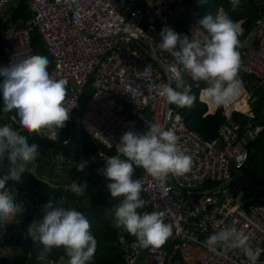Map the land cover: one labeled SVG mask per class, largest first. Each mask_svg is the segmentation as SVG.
<instances>
[{
    "label": "built area",
    "instance_id": "1",
    "mask_svg": "<svg viewBox=\"0 0 264 264\" xmlns=\"http://www.w3.org/2000/svg\"><path fill=\"white\" fill-rule=\"evenodd\" d=\"M25 1L34 15L30 26L20 27L14 17L0 21V27L7 24L0 45L8 59L0 67L35 55L31 34L40 32L53 58L50 75L67 80L64 107L69 114L56 140L46 132L39 134L43 139L65 148L66 132L77 115L75 130L106 152L99 154L104 163L100 177L106 181L102 173L108 154H117L116 144L126 131H146L147 123L172 130L179 149L192 159L188 173L170 175L163 185L144 170L137 178L147 198L146 212L163 213L164 222L173 226L165 242L177 244L181 259L173 261L174 254L162 246L141 247L132 237L123 241L122 264H250L238 249L212 251L204 244L214 232L233 225L249 237L256 264H264V205H253L254 188L233 175L244 168L249 155L246 141L232 124L234 113L254 118L244 94L240 90L221 105L227 121L214 139L187 128L180 107L159 95L163 84L176 87L167 69L172 56L155 48L162 28L201 40L207 36L184 16L182 0ZM9 2L0 0V17ZM179 23L184 24L182 30H177ZM258 28L257 46L239 51L238 78H252L264 87V18ZM184 76L191 78L187 72ZM63 160L59 152L57 162Z\"/></svg>",
    "mask_w": 264,
    "mask_h": 264
},
{
    "label": "clouds",
    "instance_id": "2",
    "mask_svg": "<svg viewBox=\"0 0 264 264\" xmlns=\"http://www.w3.org/2000/svg\"><path fill=\"white\" fill-rule=\"evenodd\" d=\"M203 2V0H201ZM232 10L239 8L240 0H230ZM198 24L207 36L201 40L176 33L164 27L159 33L160 42L156 50L169 53L173 62L167 65L171 83L160 86L159 95L169 105L191 107L195 97L185 87L182 73L191 75L194 82H204L205 95L217 105L229 103L243 88L238 78L241 67V47L239 36L243 29L227 14L206 15ZM50 61L46 56L32 55L18 63L0 67V97L3 99L2 113L10 122L0 125V224H8L20 213L21 206L15 202L16 191L6 188V184L18 183L21 174L28 170L40 154L37 143H29V135L48 133V138L56 140L58 132L65 127L69 114L64 107L67 94V80L53 78L49 71ZM179 66H182L179 67ZM183 89V90H180ZM116 155L106 157L102 175L108 181L107 189L112 198H121L114 211V226L135 237L144 248L162 246L172 235L171 224L163 220V213L144 212L141 198L142 181L133 179L134 166L143 168L161 185L168 177L182 176L192 168V159L178 147V138L172 130L159 124L147 123V130L126 131L116 144ZM89 161L77 163V171L83 172ZM70 191L76 196H84L86 182L73 181ZM33 243L43 245L44 253L53 248H63L68 257L67 264H90L97 240L92 234L88 218L75 208H61L52 201L44 206L41 223H33L27 230ZM249 237L238 231L235 225L214 232L204 242L210 250L238 249L248 257L250 264H256L257 256L248 245Z\"/></svg>",
    "mask_w": 264,
    "mask_h": 264
},
{
    "label": "trees",
    "instance_id": "3",
    "mask_svg": "<svg viewBox=\"0 0 264 264\" xmlns=\"http://www.w3.org/2000/svg\"><path fill=\"white\" fill-rule=\"evenodd\" d=\"M180 4L181 7L185 8L184 16L196 24H198L199 19L209 14L213 17L227 14L234 22L241 24L243 29L239 36L241 44L259 27L264 18V0H240L239 8L235 11L232 10L230 0H203V2L201 0H182ZM32 20L31 7L24 1L15 10L14 21L20 23V27H28ZM6 28L7 24L0 27V39ZM183 28L184 24L179 23L177 30ZM203 31L205 32V30ZM31 46L35 55L46 56L49 59L48 71L50 73L54 67L53 58L45 48L43 37L38 30L32 31ZM237 50L240 51V48ZM7 63L8 59L0 45V64ZM239 79L242 82L245 79V82L253 84L252 78L241 77ZM3 81L4 77L0 76V84ZM183 81L189 90V94L195 97L191 107L180 108V113L186 120L187 128L200 132L207 139H214L217 137L220 127L227 121L223 109L217 110L214 115L209 114V106L201 101L202 91L207 85L204 82H194L192 78L187 76L183 77ZM251 105L254 118L250 119L247 116L234 113L232 124L237 127L240 138H244L250 132L255 133L259 127H262V130L255 136L254 141L247 144L249 155L244 168L234 171V174L236 177L249 179L257 186V189H254L252 204L261 206L264 205V89L262 87H256V90L253 91ZM2 108L3 99L0 97V110ZM9 122L0 111V125ZM76 123L77 115L74 116L70 128H75ZM13 127L15 130L21 131L22 135L28 136L29 143L34 142L39 145L40 154L38 157L45 159V164H41L40 160L36 159L28 165V170L21 174L20 182L6 184V188L15 189L17 204L21 206L22 210L8 224L3 225L2 232H0V252L9 249L19 250L22 247V242H27L28 247L24 248L22 254L0 259V264H67L68 257L63 248H53L50 252L44 253L43 245L33 243L27 234L28 228L34 222L41 223L43 221L44 206L49 203V200L56 207L75 208L90 221L92 234L97 240L96 252L90 264H122L121 238L131 239L132 236L123 229L114 226V211L122 197L112 198L107 189V183L100 180L98 171L101 162L97 161L96 165H92L81 179L80 182H86L88 185L84 196H76L64 186L53 187L51 183L40 179V176L48 174L49 178L60 177L56 171L59 162L56 163L51 160V156H46V152L57 145L43 139L39 134L29 135L22 131L19 126L14 125ZM70 128L67 130L66 136L71 131ZM84 138H86L84 142L88 143L86 151L96 159L99 158V154L106 153L88 136L84 135ZM108 155L113 156L114 154ZM142 172L143 168L134 166L133 179L139 178ZM2 175L3 173L0 172V176ZM140 195L146 205L145 194L141 191ZM145 211V206L137 210L140 214Z\"/></svg>",
    "mask_w": 264,
    "mask_h": 264
},
{
    "label": "crops",
    "instance_id": "4",
    "mask_svg": "<svg viewBox=\"0 0 264 264\" xmlns=\"http://www.w3.org/2000/svg\"><path fill=\"white\" fill-rule=\"evenodd\" d=\"M18 0H12V2L10 3H14L16 4V7L14 9L17 10L20 6V4L18 5V2H16ZM25 1V0H23ZM27 3V2H26ZM14 12H13V17H14ZM34 17V15H33ZM32 22V21H31ZM30 22V24H31ZM241 26V24H240ZM258 31L259 28H257L242 44L240 47V50L243 49H250V48H255L257 46L258 43ZM7 57V56H6ZM253 84H250L249 82H245V79L243 81V88L241 89V92L244 94L243 97V101L248 103L249 108L247 109L248 111L253 112L252 109V105H251V101H252V93L254 90H256V87H259V85L253 80L251 79ZM261 87V86H260ZM264 89V87H262ZM201 101L204 103H207V105L209 106V114H216L217 110L222 109L221 105H217V106H213V102H211L210 99H208V97L205 95L204 90L202 91L201 94ZM240 114V113H237ZM240 115H244L247 116L246 114H240ZM234 117V115H233ZM248 117V116H247ZM17 126H19L18 124H16ZM71 129V128H70ZM262 130V127H259L255 133L252 134H247L243 139L246 141V143H250L252 141H254L256 139L255 136L258 135V133ZM251 133V132H250ZM86 138H84V135L82 134V132L77 131L75 132V128L71 129V131L69 133H67L66 136V140H67V146L65 148H63L61 145H57L55 146L52 150H50L49 152H46V156H51V160L55 161L57 163V154L59 152L64 153V160L63 163L59 162L58 167H57V172L60 174L59 178H49L48 174H43L42 176H40V179L47 181L49 183L52 184L53 187H59V186H64L66 189H69V184L73 181L76 182H80L81 179L87 174L89 168L92 165H96L97 161L101 162V158L96 159L93 155L89 154L88 151H86V148L88 146V143H85L84 140ZM114 154V153H112ZM115 155V154H114ZM37 159L40 160L41 164H45V159L37 157ZM87 160L89 161L88 167L85 169V171L83 172H78L77 171V163L81 160ZM104 167V163L101 162V167L99 168V178L101 181L105 182L106 180L100 177V170L101 168ZM233 175L234 172H233ZM236 177V175L234 176ZM238 178V180L243 181L246 185L255 188L253 185H251V183L249 182L250 180H245L247 178H243V177H236ZM105 183H110L108 181H106ZM254 198V197H253ZM15 202L17 203V198L15 197ZM146 211L148 210L147 207V203L145 205ZM145 211V212H146ZM3 228V224H0V232H2ZM27 237V235H26ZM133 237V236H132ZM127 238H121V245L123 247V241L126 240ZM21 249L19 250H14V249H9L3 252H0V259H3L5 257H10L12 255H19L22 254L24 252V248H27V242H22L21 243ZM162 247L164 249L167 250H172L170 251L171 253L174 254V256L172 257L173 261H177L181 259V256L179 254V250L177 248V244L176 243H170V242H165ZM123 252V251H122Z\"/></svg>",
    "mask_w": 264,
    "mask_h": 264
},
{
    "label": "rangeland",
    "instance_id": "5",
    "mask_svg": "<svg viewBox=\"0 0 264 264\" xmlns=\"http://www.w3.org/2000/svg\"><path fill=\"white\" fill-rule=\"evenodd\" d=\"M10 2H12V0H10ZM10 2L5 4L4 6H2L0 21L7 22L10 20V18L13 17V12H14V9L16 7V4L10 3ZM16 2H18V5H19V4L23 3L24 1L18 0Z\"/></svg>",
    "mask_w": 264,
    "mask_h": 264
},
{
    "label": "water",
    "instance_id": "6",
    "mask_svg": "<svg viewBox=\"0 0 264 264\" xmlns=\"http://www.w3.org/2000/svg\"><path fill=\"white\" fill-rule=\"evenodd\" d=\"M245 180H248V179H245ZM251 183V185H253L255 188H257V186L252 182V181H249Z\"/></svg>",
    "mask_w": 264,
    "mask_h": 264
},
{
    "label": "bare ground",
    "instance_id": "7",
    "mask_svg": "<svg viewBox=\"0 0 264 264\" xmlns=\"http://www.w3.org/2000/svg\"><path fill=\"white\" fill-rule=\"evenodd\" d=\"M209 99V98H208ZM213 106H217V104L213 103Z\"/></svg>",
    "mask_w": 264,
    "mask_h": 264
}]
</instances>
